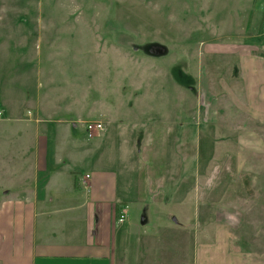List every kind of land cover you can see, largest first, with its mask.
Returning a JSON list of instances; mask_svg holds the SVG:
<instances>
[{
	"label": "crops",
	"instance_id": "0c3cea01",
	"mask_svg": "<svg viewBox=\"0 0 264 264\" xmlns=\"http://www.w3.org/2000/svg\"><path fill=\"white\" fill-rule=\"evenodd\" d=\"M251 38L253 42L230 47L206 43L198 51L236 55V65L215 70L199 59L192 69L190 57L183 58L190 79H177L171 72L165 109L154 108L157 97L146 89L138 100L143 108L129 114L106 105L107 129L102 142L93 144L85 142L78 120L62 125L65 119L55 112L52 93L43 90L35 69L28 67L36 58L30 47L0 44V64L6 67L20 48L25 55L14 58L22 60V72L29 75L25 84L21 78L0 80V264H184L163 253L183 236L195 239L192 264H264V250L244 251L233 242L231 230L244 222L241 213L229 204H216L209 228L211 221L201 207L211 182L209 166L218 155L216 144L236 146L226 165L228 171L234 165L238 173L250 154L264 153V140L253 128L238 126L219 105L227 96L236 116L254 126L264 124V55L256 52L264 43ZM174 66L180 69L166 64L168 70ZM223 68L230 72L229 83L220 74ZM192 71L207 108L204 121L194 128L189 110ZM232 72L236 78L231 79ZM80 132L81 138L75 137ZM67 144L73 149L67 151ZM197 189L193 202L191 193ZM117 205L125 209L123 222L115 221Z\"/></svg>",
	"mask_w": 264,
	"mask_h": 264
},
{
	"label": "rangeland",
	"instance_id": "374dc122",
	"mask_svg": "<svg viewBox=\"0 0 264 264\" xmlns=\"http://www.w3.org/2000/svg\"><path fill=\"white\" fill-rule=\"evenodd\" d=\"M263 18L264 0H0V44L5 46L11 42L18 47L23 44L30 47L36 58H31L32 66L28 67L35 69L43 90L52 93L54 110L66 121L62 125H71V120H78V127L87 121L103 124L104 130L98 138L88 139L83 135L85 142L93 144L96 140L102 142L107 129L103 116L106 105L112 106L113 111L124 109L129 114L143 108L138 100L146 89L157 97L154 108L165 109L169 101L164 97L173 79L171 72L177 79H190L186 75L189 67L183 58L190 57L192 69L201 60L212 63L215 70L219 65H236V55L198 51L206 43H224L229 47L236 42L247 44L253 42L252 36L260 37L258 44L264 43ZM182 48H190V53H182ZM256 52L264 55V48ZM15 55L24 56L25 52L16 48L8 65L0 64V80L21 78L20 83H29L28 71L22 72L25 66ZM167 63L178 64L180 69L174 66L168 70ZM236 72L231 73V79L236 78ZM218 73L215 71V77ZM229 73L223 68L220 74L226 79ZM195 74L192 71V78ZM192 78L189 110L194 128L204 121L207 108L200 101L199 87ZM218 85L215 79L214 92ZM220 104L238 126L253 128L257 137L264 140L263 123L257 122L254 126L246 117L236 116L227 96H223ZM73 115L77 119H70ZM140 131V126L136 127L137 141L141 140ZM81 135L80 132L75 137L81 138ZM235 148L228 143L214 146L218 155L209 166L211 170L207 174L211 182L201 207L212 228L215 205L229 204L244 217L243 224L231 230L233 242L238 246L240 243L244 251L262 252L264 153L250 154L238 173L234 165L229 171L226 165L228 159L229 162L234 159ZM65 149L72 150L73 146L67 144ZM225 154L228 157L223 160ZM75 171L72 172L83 174L82 170ZM224 178L229 181L225 183ZM199 193L198 189L194 190L191 201L195 202ZM194 241L188 236L176 237L174 246H165L163 253L183 260L184 264H192L196 255Z\"/></svg>",
	"mask_w": 264,
	"mask_h": 264
},
{
	"label": "built area",
	"instance_id": "2783aa9c",
	"mask_svg": "<svg viewBox=\"0 0 264 264\" xmlns=\"http://www.w3.org/2000/svg\"><path fill=\"white\" fill-rule=\"evenodd\" d=\"M84 128L86 132V137L89 139L94 138L96 135L101 133L104 130V126L100 121H87L84 123ZM84 178H89V175L86 174ZM125 209L119 211L118 214L115 215L116 222H123L125 220Z\"/></svg>",
	"mask_w": 264,
	"mask_h": 264
},
{
	"label": "trees",
	"instance_id": "16d2710c",
	"mask_svg": "<svg viewBox=\"0 0 264 264\" xmlns=\"http://www.w3.org/2000/svg\"><path fill=\"white\" fill-rule=\"evenodd\" d=\"M263 21H264V18H263ZM121 206H117V209L119 210Z\"/></svg>",
	"mask_w": 264,
	"mask_h": 264
}]
</instances>
